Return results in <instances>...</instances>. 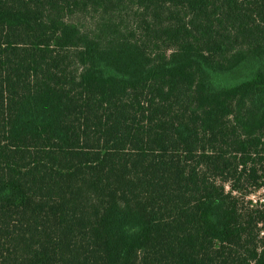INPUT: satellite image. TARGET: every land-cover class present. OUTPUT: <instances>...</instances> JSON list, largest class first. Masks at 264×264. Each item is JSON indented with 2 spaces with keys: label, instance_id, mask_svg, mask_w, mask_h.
I'll use <instances>...</instances> for the list:
<instances>
[{
  "label": "trees",
  "instance_id": "1",
  "mask_svg": "<svg viewBox=\"0 0 264 264\" xmlns=\"http://www.w3.org/2000/svg\"><path fill=\"white\" fill-rule=\"evenodd\" d=\"M264 0H0V264H264Z\"/></svg>",
  "mask_w": 264,
  "mask_h": 264
},
{
  "label": "rangeland",
  "instance_id": "2",
  "mask_svg": "<svg viewBox=\"0 0 264 264\" xmlns=\"http://www.w3.org/2000/svg\"><path fill=\"white\" fill-rule=\"evenodd\" d=\"M246 192H250L248 193L249 195L246 196V199H251L253 204L255 205H259L260 203L263 204L264 203V189L261 187H253V186H246L245 188Z\"/></svg>",
  "mask_w": 264,
  "mask_h": 264
}]
</instances>
